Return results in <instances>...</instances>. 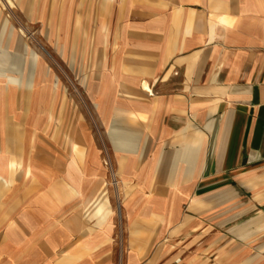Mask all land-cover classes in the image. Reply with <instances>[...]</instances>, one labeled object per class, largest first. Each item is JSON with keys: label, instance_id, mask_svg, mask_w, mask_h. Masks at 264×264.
<instances>
[{"label": "crops", "instance_id": "1", "mask_svg": "<svg viewBox=\"0 0 264 264\" xmlns=\"http://www.w3.org/2000/svg\"><path fill=\"white\" fill-rule=\"evenodd\" d=\"M4 3L87 109L0 13V264H174L209 229L264 234V0Z\"/></svg>", "mask_w": 264, "mask_h": 264}, {"label": "rangeland", "instance_id": "2", "mask_svg": "<svg viewBox=\"0 0 264 264\" xmlns=\"http://www.w3.org/2000/svg\"><path fill=\"white\" fill-rule=\"evenodd\" d=\"M0 13L9 20L16 32L37 50L42 52L48 63L52 64L54 76H58L64 83V93L79 100L83 110L86 103L82 99V92L71 85V73L65 63L58 58L50 46L41 42L38 34L39 25L20 21L18 7L7 6L0 0ZM46 52V53H45ZM232 238L227 230H207L202 237L195 238V242L187 247L178 249L179 255L174 264H264V234L257 237L241 236ZM194 240V239H193ZM181 251V252H180Z\"/></svg>", "mask_w": 264, "mask_h": 264}, {"label": "clouds", "instance_id": "3", "mask_svg": "<svg viewBox=\"0 0 264 264\" xmlns=\"http://www.w3.org/2000/svg\"><path fill=\"white\" fill-rule=\"evenodd\" d=\"M4 185L6 188H11L13 186V181L12 180L5 181Z\"/></svg>", "mask_w": 264, "mask_h": 264}]
</instances>
